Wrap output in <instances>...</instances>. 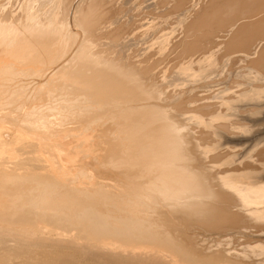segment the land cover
Returning <instances> with one entry per match:
<instances>
[{
    "label": "bare ground",
    "instance_id": "6f19581e",
    "mask_svg": "<svg viewBox=\"0 0 264 264\" xmlns=\"http://www.w3.org/2000/svg\"><path fill=\"white\" fill-rule=\"evenodd\" d=\"M262 92L264 0H0V264H264Z\"/></svg>",
    "mask_w": 264,
    "mask_h": 264
},
{
    "label": "rangeland",
    "instance_id": "374dc122",
    "mask_svg": "<svg viewBox=\"0 0 264 264\" xmlns=\"http://www.w3.org/2000/svg\"><path fill=\"white\" fill-rule=\"evenodd\" d=\"M228 63V64H227ZM224 62V61H220V60H218L217 62H216V67H214V69H216V71L218 70V72H217V75L218 76H216L215 77V79H213V81H212V85H210L212 88L210 89V90H212L213 89V91H212V93H210V92H207V95H208V97L209 96H211L212 94H214V96L217 98V100L219 101L221 98H230L231 96L233 97V96H236L238 93H239V91L243 88V87H245V86H247V84H242L241 85V82L240 81H242V80H238L235 76H234V74H235V71H234V65H233V63L231 62V61H229V62ZM227 65V66H226ZM242 69V68H241ZM216 74V73H215ZM232 75H233V77H232ZM217 78V79H216ZM237 79V80H236ZM241 79V78H240ZM210 81V80H209ZM262 81V80H261ZM256 82H258L259 83V80H257L256 78H254L253 79V81H252V83H256ZM233 85V86H232ZM224 88V89H223ZM228 89L229 91H224L225 89ZM246 89H248V87L246 88ZM217 91V92H216ZM221 91H223V92H221ZM232 91V92H231ZM221 92V93H220ZM249 94H251V93H249ZM262 95V99L258 102V101H254V99L252 100V101H248V103L247 104H245V105H242L241 107H243V108H240L239 107V113L243 116V117H245L246 118V120H241V122H244V121H246L245 122V124L247 125V126H251V127H249V130H248V132H246V133H241V136H243L242 137V139H241V136H240V138L238 139V144H236V145H229V147L230 148H223V147H225V146H223L222 145V143H221V140L219 139V137L218 136H214L213 138H214V140H212L211 141V143H212V146L213 147H215L216 148V152H217V155L216 156H218V158L217 159H221L220 160V162L222 163L221 165H220V168L222 167V168H224V169H227V170H229V172H237V173H243V172H247V173H249L250 171H256V172H258V171H261V172H264V167H262V169L260 170V169H254V170H251V169H244L242 166H244V159H245V157H246V155L249 153V151L251 150V149H249L250 147H251V145L252 144H254L252 141H254L255 143H256V141H258V140H260V138H261V143H262V146H264V144H263V142H264V131H262V130H264V92H262L261 93ZM231 95V96H230ZM262 102V103H261ZM245 106V107H244ZM254 106L256 107V106H260L259 108H255L254 109ZM248 109V111L245 113V109ZM244 111H243V110ZM250 109H251V112H249L250 111ZM253 110H255V111H257V110H261V112H262V116H260V115H258V114H256V116H255V114H248V113H253L254 111ZM260 116V117H259ZM252 120H251V119ZM258 119V120H257ZM255 121V122H254ZM253 123V124H252ZM262 127V128H261ZM250 135V136H249ZM253 135V136H252ZM262 135V136H261ZM245 137V138H244ZM248 137L250 138V140L248 139ZM253 137V138H252ZM259 137V138H258ZM258 138V139H257ZM257 139V140H256ZM262 139H263V142H262ZM215 140H217V141H215ZM252 140V141H251ZM242 141H244L243 143H241ZM247 141V142H246ZM214 142V143H213ZM250 142V143H249ZM260 142V141H259ZM258 142V143H259ZM257 143V144H258ZM261 143H260V145H261ZM248 145H250V147H248L247 148V146ZM245 146H246V148H245ZM259 146V145H258ZM233 147H234V149H233ZM222 148V149H221ZM245 148V149H244ZM260 148H261V146H260ZM232 149V150H231ZM240 149V150H239ZM242 149V150H241ZM246 149H248V151H246ZM243 150H245V152H243L244 154H242V151ZM222 151H225V152H227V153H230L231 154V159L228 161V162H224L223 160H224V158L222 159V157L224 156L223 154H224V152H222ZM235 151V152H234ZM264 151V149H263V147H262V153H264L263 152ZM221 152V153H220ZM232 152V153H231ZM253 151H250V153H252ZM236 153H238V154H236ZM250 153L248 154V155H250ZM254 153H252L251 154V158L252 157H256V156H254L253 155ZM221 155H223L222 157H221ZM236 155H238V157H236ZM245 155V156H244ZM244 156V159L242 158ZM263 157H264V155H262ZM250 157V156H249ZM262 157V163L264 162V158ZM239 158H242V160H240ZM251 158H249V159H251ZM239 159V160H238ZM253 159V158H252ZM237 162H238V164H237ZM243 162V163H242ZM240 163H242L241 165H240ZM219 165V162L217 163V166ZM262 166H264V165H262ZM233 170V171H232ZM247 170V171H246Z\"/></svg>",
    "mask_w": 264,
    "mask_h": 264
}]
</instances>
